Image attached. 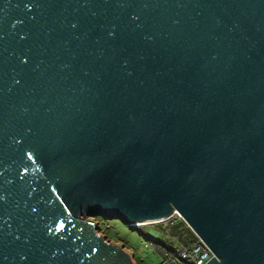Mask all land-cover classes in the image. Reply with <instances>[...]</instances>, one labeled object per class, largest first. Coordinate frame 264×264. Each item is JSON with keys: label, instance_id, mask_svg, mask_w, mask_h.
Wrapping results in <instances>:
<instances>
[{"label": "water", "instance_id": "1", "mask_svg": "<svg viewBox=\"0 0 264 264\" xmlns=\"http://www.w3.org/2000/svg\"><path fill=\"white\" fill-rule=\"evenodd\" d=\"M173 211L264 264V0H0V264H133L86 218Z\"/></svg>", "mask_w": 264, "mask_h": 264}, {"label": "rangeland", "instance_id": "2", "mask_svg": "<svg viewBox=\"0 0 264 264\" xmlns=\"http://www.w3.org/2000/svg\"><path fill=\"white\" fill-rule=\"evenodd\" d=\"M86 220L96 223L97 220L101 224L99 233L102 237H106L111 244L118 246L124 250L130 257L134 256V264H159L161 262V256L157 253H153L151 250L144 249V237H154L156 233L163 234L170 237H179V242L185 244V240L188 243L194 240L193 233L187 229L184 224H179L169 232L162 231L160 227L153 225L150 226H139L130 231L122 227V223L112 220H104L102 218L89 217ZM124 230V231H123ZM185 230V234L179 236V233ZM160 244L169 249L171 246L165 239H160Z\"/></svg>", "mask_w": 264, "mask_h": 264}, {"label": "built area", "instance_id": "3", "mask_svg": "<svg viewBox=\"0 0 264 264\" xmlns=\"http://www.w3.org/2000/svg\"><path fill=\"white\" fill-rule=\"evenodd\" d=\"M98 221L99 220L93 224L97 227V229H101V224ZM179 224H184L187 229L190 230L183 218L176 211H173L171 215L162 220L139 223V225L135 224V226L139 227L153 225L160 227L161 232H169ZM185 233V230H182L179 233V236L181 237V235H184ZM193 235V241L188 243L187 240H185V244H181L178 240L179 237L172 238L169 236V234L167 236L161 234L160 237V234L156 233L154 237H144L145 243L143 246L144 249L151 250L153 253H157L161 256V262L159 264H207L212 258H214V254L200 238H198L194 233ZM162 238L169 242L171 246L169 249L163 247L160 244V239ZM131 258L132 263L134 264V256Z\"/></svg>", "mask_w": 264, "mask_h": 264}, {"label": "trees", "instance_id": "4", "mask_svg": "<svg viewBox=\"0 0 264 264\" xmlns=\"http://www.w3.org/2000/svg\"><path fill=\"white\" fill-rule=\"evenodd\" d=\"M118 222H119V221H118ZM122 227L125 228V229H127L128 231L132 230V227H129V226H126V225H123V224H122ZM123 231H124V230H123Z\"/></svg>", "mask_w": 264, "mask_h": 264}, {"label": "bare ground", "instance_id": "5", "mask_svg": "<svg viewBox=\"0 0 264 264\" xmlns=\"http://www.w3.org/2000/svg\"><path fill=\"white\" fill-rule=\"evenodd\" d=\"M136 225H139V224H136Z\"/></svg>", "mask_w": 264, "mask_h": 264}]
</instances>
